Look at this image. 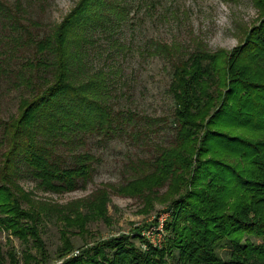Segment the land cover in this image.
Instances as JSON below:
<instances>
[{
	"label": "trees",
	"instance_id": "trees-1",
	"mask_svg": "<svg viewBox=\"0 0 264 264\" xmlns=\"http://www.w3.org/2000/svg\"><path fill=\"white\" fill-rule=\"evenodd\" d=\"M20 8L18 3L14 11L0 0L2 25L20 29L10 37V51L23 42L32 48L30 57L16 71L29 95L21 96L17 114L3 121L8 150L0 170V230L10 231L24 244L23 264H40L27 243H32L42 260L46 258L38 226L41 218L33 213L34 204L17 184L20 164L45 192L61 194L89 182L92 156L79 152L68 164L56 145L81 143L85 133L109 135L120 126L121 112L114 113L102 99V91L108 88L106 74L99 70L94 74L96 80L92 76L84 80V71L87 45L93 42L90 32L101 28L109 32L111 48H123L110 29L128 19L129 8L121 0H80L41 38L32 36L22 23ZM179 47L153 43V54H170L173 59L168 86L174 102L173 137L168 145L156 146L149 161H143L148 170L143 179L176 176L175 171L192 165L193 156L202 152L214 156L197 159L198 165L192 166L197 174L194 189L171 202L164 223L167 234L159 245H151L139 235L144 224L132 231L134 235L120 234L84 245L60 264H264V139L238 133L264 136V18L229 54L224 75L220 74L226 87L222 97L214 90L220 82L222 53H212L199 42L186 58H178ZM1 61L6 62L5 58ZM0 69L5 71L2 64ZM132 115L127 113V121ZM158 119L144 116L146 122ZM106 197L107 191L99 190L81 203L91 211L85 216H80L77 206L68 210L69 215L66 210H56V218L65 226L60 229L61 239L66 241L61 254L70 251L67 234L73 228L81 233L87 221L105 216ZM24 201L30 203V212L24 209ZM6 257L11 264H18L15 251L9 249ZM3 258L0 247V264H5Z\"/></svg>",
	"mask_w": 264,
	"mask_h": 264
},
{
	"label": "rangeland",
	"instance_id": "rangeland-1",
	"mask_svg": "<svg viewBox=\"0 0 264 264\" xmlns=\"http://www.w3.org/2000/svg\"><path fill=\"white\" fill-rule=\"evenodd\" d=\"M1 1L8 3L14 11L19 3L21 8L18 14L22 23L28 26L32 36L41 38L60 23L80 0ZM121 2L129 8L128 19L120 25H113L110 32L113 38L122 42L123 48H111L107 36L109 32H102L101 28L90 32L93 42L87 45V67L84 71V80L91 79V76L96 80L98 76L94 77V74L99 70L106 74L108 88L102 91V99L114 113L121 112L117 120L120 126L115 127L109 135L104 132L85 133L83 141L74 142L75 146L74 143L56 145V151L64 156L68 164L74 161L73 154H90L93 158L91 179L84 187L73 191L61 194L45 192L36 186L35 180L27 175L24 165L20 164L21 176L17 184L34 204L33 213L41 218L38 226L46 258L42 260L36 248L31 246L32 243H27L29 252L35 255L40 264H60L84 245H92L120 234L134 235L132 231L144 224L145 228L138 231L141 237L154 246L163 241L167 234L164 223L169 217L171 202L194 189L192 182L196 173L192 166H196L197 159L204 161L214 154L202 152L196 158L193 156V160L196 159L194 163L175 171L176 176L143 179L148 173L143 161H149L156 153V146L168 145L173 137L170 126L174 102L168 92L173 59L170 54H153V43L178 44L180 47L175 54L178 58H186L199 42L212 53H222V71L218 74L220 82L214 89L215 93L221 92L222 97L226 87L223 84L224 77L221 79L220 74L224 75L229 54L244 42L248 32L264 18V0ZM17 31L10 24L3 26L0 19V64L5 68V71L0 69V170L8 150L7 138L2 134L3 121L16 115L20 97L29 95V89L19 83L16 71L30 57L32 48L23 42L17 46V50L10 51L13 44L10 37L16 36ZM4 58L6 62L3 63L1 59ZM128 112L133 113L130 121H127ZM144 116L160 119L146 122ZM238 133L253 140L264 139L261 135L250 137L246 132ZM65 140L62 139L63 142ZM197 147L198 142L195 143L194 153ZM99 190L107 191L105 216H95L87 221L81 233L77 227L73 228L72 233L67 234L72 244L70 251L61 254L60 249L64 248L66 241L61 239L60 229L65 226L62 220L56 218V210H66L69 215L68 210L72 208L73 211L77 206L80 216H85L89 210L81 203L84 204ZM23 205L27 212L31 211L30 203L25 202ZM141 246L145 249L146 243ZM0 247L5 264H11L6 257L9 249L15 251L18 264H23L21 251L25 246L10 231L0 230ZM220 252L225 257L224 249Z\"/></svg>",
	"mask_w": 264,
	"mask_h": 264
}]
</instances>
